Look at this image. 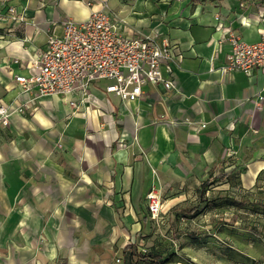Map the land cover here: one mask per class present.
<instances>
[{
  "label": "crops",
  "instance_id": "1",
  "mask_svg": "<svg viewBox=\"0 0 264 264\" xmlns=\"http://www.w3.org/2000/svg\"><path fill=\"white\" fill-rule=\"evenodd\" d=\"M106 1L125 35L175 47L173 73L163 66L174 88L149 84L125 103L99 82L84 106L44 97L0 123V264H115L141 235L167 257L171 235L189 225L181 213L199 207L194 221L209 212L200 201L216 194L220 171H241L245 193L264 187V71H221L228 29L262 39L264 0ZM102 2L0 0V106L31 98L15 76L35 72L30 62L63 20L84 22ZM11 7L23 20L8 16ZM153 187L164 199L162 230L145 208Z\"/></svg>",
  "mask_w": 264,
  "mask_h": 264
},
{
  "label": "built area",
  "instance_id": "2",
  "mask_svg": "<svg viewBox=\"0 0 264 264\" xmlns=\"http://www.w3.org/2000/svg\"><path fill=\"white\" fill-rule=\"evenodd\" d=\"M102 1L103 8L93 11L84 22L63 20L62 33L51 34L45 49L30 62L29 68L35 72L15 76L20 93L31 98L16 101L12 108L0 106L3 126H9L13 113L32 112L34 101L44 97L61 96L73 108L84 106L89 90L99 82L105 83L106 93L125 103L140 99L149 84L174 88V82L164 78L163 66L169 74L173 73V63L182 57L175 47L168 40L160 43L150 36L125 35L118 18L106 11L107 1ZM7 14L14 20H23L15 7L9 8ZM226 41L231 51L221 71H241L249 76L257 69L264 71V35L260 41L248 43L228 29ZM145 208L153 219L159 218L162 201L155 187L146 196Z\"/></svg>",
  "mask_w": 264,
  "mask_h": 264
},
{
  "label": "rangeland",
  "instance_id": "3",
  "mask_svg": "<svg viewBox=\"0 0 264 264\" xmlns=\"http://www.w3.org/2000/svg\"><path fill=\"white\" fill-rule=\"evenodd\" d=\"M240 173L235 171L229 176L227 172L220 171V182L210 188L216 194L209 192V196L200 201L203 211L206 209L209 212L194 221L191 220L201 215L199 207L181 213L189 225H182L184 229H178L177 235H171L173 255L166 264H264V187L256 185L245 193L237 181ZM229 182L236 184L228 185ZM163 200L161 198L162 205ZM162 208L158 219L149 214L151 220L157 223V230L163 227ZM175 222L179 228V223L183 221L178 218ZM136 241L138 244L129 249L136 255L130 258L127 252L119 258L121 262H113L151 264L147 255L153 252L152 242L143 235Z\"/></svg>",
  "mask_w": 264,
  "mask_h": 264
},
{
  "label": "trees",
  "instance_id": "4",
  "mask_svg": "<svg viewBox=\"0 0 264 264\" xmlns=\"http://www.w3.org/2000/svg\"><path fill=\"white\" fill-rule=\"evenodd\" d=\"M207 186V184H205V187ZM240 205V204H239ZM197 217V216H196ZM129 248L128 249H130V247H131V245L130 246H128ZM136 252H132V251H130L129 252V254H130V258H132L133 257V255H136L135 254ZM125 254H127V252H125ZM172 255H173V252L172 253H170V254H168V256L167 257H162V256H160L159 254H157V253H154V252H152L151 254H149V255H147L148 256V258L150 259V262H151V264H166V262H168L169 260H170V258L172 257ZM126 258V257H125ZM142 259H145V258H142ZM125 261H126V259H125ZM128 261V260H127Z\"/></svg>",
  "mask_w": 264,
  "mask_h": 264
},
{
  "label": "clouds",
  "instance_id": "5",
  "mask_svg": "<svg viewBox=\"0 0 264 264\" xmlns=\"http://www.w3.org/2000/svg\"><path fill=\"white\" fill-rule=\"evenodd\" d=\"M63 3H64V4H68V3H69V0H63ZM77 6H78V7H83V5H77ZM93 11H95V9H93ZM83 15H84V18L86 19L87 16H88L87 9L84 10Z\"/></svg>",
  "mask_w": 264,
  "mask_h": 264
}]
</instances>
